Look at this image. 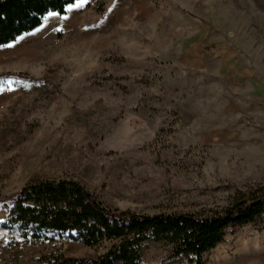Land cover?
Instances as JSON below:
<instances>
[{
    "label": "rangeland",
    "instance_id": "rangeland-1",
    "mask_svg": "<svg viewBox=\"0 0 264 264\" xmlns=\"http://www.w3.org/2000/svg\"><path fill=\"white\" fill-rule=\"evenodd\" d=\"M0 47V198L74 180L107 206L210 216L264 187V0H80ZM0 264L61 252L2 226ZM149 243L143 264L171 259ZM204 264H264V221L230 230Z\"/></svg>",
    "mask_w": 264,
    "mask_h": 264
},
{
    "label": "trees",
    "instance_id": "trees-1",
    "mask_svg": "<svg viewBox=\"0 0 264 264\" xmlns=\"http://www.w3.org/2000/svg\"><path fill=\"white\" fill-rule=\"evenodd\" d=\"M80 0H0V47L39 28L49 12L64 15ZM9 207L3 228L26 244L66 237L89 248L111 242L95 259L71 258L61 252L42 256L36 264H143L149 243H165L170 258L205 255L221 244L230 230L264 221V187L210 216L120 211L107 206L74 180L46 179L0 198Z\"/></svg>",
    "mask_w": 264,
    "mask_h": 264
},
{
    "label": "snow or ice",
    "instance_id": "snow-or-ice-1",
    "mask_svg": "<svg viewBox=\"0 0 264 264\" xmlns=\"http://www.w3.org/2000/svg\"><path fill=\"white\" fill-rule=\"evenodd\" d=\"M80 6H81L80 4H77V5L69 4L68 8H69V10H71L73 7H80ZM58 15H59L58 13H54V12L48 13V16H58ZM45 19H47V17H45ZM37 31H39V29H37Z\"/></svg>",
    "mask_w": 264,
    "mask_h": 264
}]
</instances>
